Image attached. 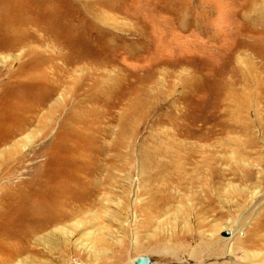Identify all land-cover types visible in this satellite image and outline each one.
I'll use <instances>...</instances> for the list:
<instances>
[{"label":"rangeland","instance_id":"obj_1","mask_svg":"<svg viewBox=\"0 0 264 264\" xmlns=\"http://www.w3.org/2000/svg\"><path fill=\"white\" fill-rule=\"evenodd\" d=\"M231 57L264 87V0H0V197L27 198L0 264H264V90ZM185 117L214 134L160 173Z\"/></svg>","mask_w":264,"mask_h":264},{"label":"bare ground","instance_id":"obj_2","mask_svg":"<svg viewBox=\"0 0 264 264\" xmlns=\"http://www.w3.org/2000/svg\"><path fill=\"white\" fill-rule=\"evenodd\" d=\"M237 49V48H236ZM241 49V48H240ZM244 58V57H243ZM242 58V59H243ZM238 58H234L231 57V60H234L232 63L234 64V66L232 67V73H237V75L240 76L241 80H242V83L244 84V91H242V94L246 97V96H249V95H258L259 92L263 91L264 90V87H263V83H262V80L260 79V77H258L257 75H251V78L249 79L248 75H246V72L247 73H250L251 71H253V67H251L249 65V67H247L245 70L246 72H244L245 70L240 68V66H238V63H237V60ZM247 58H244V60L246 61ZM264 59V58H263ZM235 61L237 63V65H235ZM247 66V65H246ZM251 67V68H250ZM254 74V73H252ZM256 85V90L259 89V92H251L250 90V85ZM233 85L232 82H226L224 79L222 80L221 82V85L220 89H218L219 91H216L217 95H216V103H215V106H214V109H218V107L220 105H222V102L225 100L228 101V99L230 100V102L228 101L227 102V105H229V107L231 108V110H233V112H239L240 110L243 109L244 107V104L243 102H241L238 97H241L240 95H242L241 93L238 94L234 91L233 89ZM237 86V85H236ZM243 96V97H244ZM181 113V112H180ZM226 113V111H225ZM228 114V113H227ZM232 114V113H231ZM182 115V114H181ZM226 115V114H225ZM233 115V114H232ZM185 116V115H184ZM209 117V116H207ZM175 118V117H174ZM190 118V117H189ZM218 118V117H217ZM223 118V117H222ZM203 119V118H202ZM127 120V119H126ZM179 120V119H178ZM216 120V119H215ZM108 121V120H107ZM183 121V120H182ZM187 121V126L186 128L182 129L181 131H177L175 133V136H176V139L179 141V144H178V148L175 149L176 152L170 156L168 155V157L170 158V161H169V164H164L161 169H160V173H176V174H180V173H183L185 171H187V167L192 165L195 161V158L198 156L197 154H199L200 152L199 151H196V150H193L192 149V146H198V147H201V144H204L205 140L209 137L212 136V134H214L213 131H209V130H206V128L204 127V122L201 120V119H194V117L192 119H187V117H185V122ZM125 122V121H124ZM232 122V121H231ZM184 123V121H183ZM183 123H179L181 125H183ZM214 123V122H213ZM220 123V122H219ZM178 124V123H177ZM126 125V123H125ZM186 125V124H185ZM210 125V124H209ZM220 125V124H219ZM213 127V126H212ZM227 127V126H226ZM230 127V126H229ZM217 128V127H216ZM231 129V128H230ZM179 130V129H178ZM233 131V130H232ZM215 138V137H214ZM5 139V138H4ZM187 140H192L191 142L188 143L189 146H186L187 145ZM211 140V139H210ZM1 142V141H0ZM176 144V145H177ZM101 149V148H100ZM173 152V151H172ZM149 155V154H148ZM146 156V155H145ZM157 156V155H156ZM96 158V154L94 156ZM149 157V156H148ZM151 157V156H150ZM154 157V155H153ZM151 157V158H153ZM195 157V158H194ZM98 158V157H97ZM96 158V159H97ZM147 158V157H146ZM153 160V159H152ZM17 161V162H16ZM22 161L21 159H17L15 160V164L12 163L11 164V170H10V175L13 173L12 172V168H16V165L18 164H22ZM198 164V163H197ZM9 166V165H8ZM194 166V165H193ZM191 167V166H190ZM189 167V169H190ZM100 171V167H99V164H98V161L97 163L93 164L92 165V174L97 176L98 173ZM167 173V174H168ZM187 173V172H186ZM188 174V173H187ZM164 175V174H163ZM169 175V174H168ZM166 175V176H168ZM173 176V175H172ZM171 176V177H172ZM11 177V176H10ZM163 177V176H162ZM170 177V176H169ZM174 178V177H173ZM185 178V177H184ZM10 179V178H9ZM179 179V177H178ZM92 183H91V186L92 188H90L88 190V194L91 196L96 188L95 185H99L98 182H96L95 180V177L93 178L92 176V179L90 180ZM175 181V180H174ZM22 183V182H21ZM27 185V184H26ZM25 185V186H26ZM36 186V185H35ZM24 186H21V185H17L15 187V189L13 191H5V192H1V197H0V210H2L4 207H7L9 205H13L12 203H19V204H23L24 201L27 200L26 197H20L19 199H17V197L20 196L21 193H24L25 190L23 189ZM97 189V188H96ZM27 191V190H26ZM4 196H3V194ZM39 193V192H38ZM8 194H12L9 195ZM8 195V197L6 196ZM39 195L41 196V193H39ZM67 207V206H66ZM66 207L64 209H66ZM4 210V209H3ZM1 212V211H0ZM71 211H66V217H68L70 214Z\"/></svg>","mask_w":264,"mask_h":264},{"label":"water","instance_id":"obj_3","mask_svg":"<svg viewBox=\"0 0 264 264\" xmlns=\"http://www.w3.org/2000/svg\"><path fill=\"white\" fill-rule=\"evenodd\" d=\"M224 236L228 235V232H224ZM133 264H150V259L145 256H140L133 259Z\"/></svg>","mask_w":264,"mask_h":264},{"label":"built area","instance_id":"obj_4","mask_svg":"<svg viewBox=\"0 0 264 264\" xmlns=\"http://www.w3.org/2000/svg\"><path fill=\"white\" fill-rule=\"evenodd\" d=\"M75 264H77V263H75Z\"/></svg>","mask_w":264,"mask_h":264}]
</instances>
